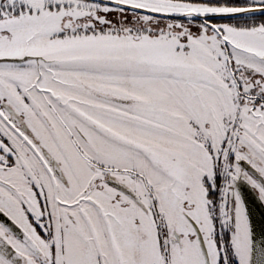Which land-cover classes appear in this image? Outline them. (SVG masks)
<instances>
[{
  "label": "snow or ice",
  "instance_id": "snow-or-ice-1",
  "mask_svg": "<svg viewBox=\"0 0 264 264\" xmlns=\"http://www.w3.org/2000/svg\"><path fill=\"white\" fill-rule=\"evenodd\" d=\"M0 264H264V0H0Z\"/></svg>",
  "mask_w": 264,
  "mask_h": 264
}]
</instances>
